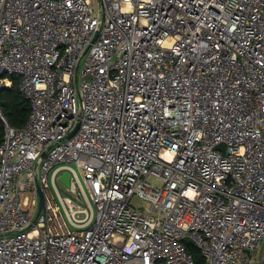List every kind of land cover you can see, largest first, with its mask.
Here are the masks:
<instances>
[{"label":"built area","instance_id":"built-area-1","mask_svg":"<svg viewBox=\"0 0 264 264\" xmlns=\"http://www.w3.org/2000/svg\"><path fill=\"white\" fill-rule=\"evenodd\" d=\"M13 76L0 264H264V0H0Z\"/></svg>","mask_w":264,"mask_h":264},{"label":"trees","instance_id":"trees-1","mask_svg":"<svg viewBox=\"0 0 264 264\" xmlns=\"http://www.w3.org/2000/svg\"><path fill=\"white\" fill-rule=\"evenodd\" d=\"M13 84L0 91V109L7 123L15 128L25 125L31 112L29 99L21 91L20 77H12ZM5 123L0 118V144L5 136ZM187 251L191 254L194 264H204L205 257L196 244L185 243Z\"/></svg>","mask_w":264,"mask_h":264},{"label":"rangeland","instance_id":"rangeland-1","mask_svg":"<svg viewBox=\"0 0 264 264\" xmlns=\"http://www.w3.org/2000/svg\"><path fill=\"white\" fill-rule=\"evenodd\" d=\"M71 166L74 167L77 170L80 179L83 181L84 180V178H83V175H84L83 170L81 168H78L75 164H71ZM51 185H52V188L54 190L55 188H54L53 184H51ZM57 186H58L59 191L62 194V196L70 197L76 202V204L80 205L81 207H86V208L90 209L88 201L86 200L85 197L81 198V197L77 196L74 192H72L68 188V186H66L64 183H62L60 181H57ZM132 204L134 206L140 207V208L141 207H146V208H150L151 207V204H150L149 201H147V200H145V199H143V198H141V197H139L137 195H135L132 198ZM72 228H74V227L72 226Z\"/></svg>","mask_w":264,"mask_h":264},{"label":"water","instance_id":"water-1","mask_svg":"<svg viewBox=\"0 0 264 264\" xmlns=\"http://www.w3.org/2000/svg\"><path fill=\"white\" fill-rule=\"evenodd\" d=\"M79 127V124L76 126V128L72 131L71 135L78 129ZM220 146H223L225 147L224 144L220 145ZM70 172L68 170L64 171V173L60 176L59 180L60 182L64 183L66 186H70L71 185V181H70ZM38 193L40 195V210L42 209V207L44 206V201H45V196H44V192L43 190L41 189V187L38 188ZM184 241L186 243H189V244H194V240L191 239L189 236H185L184 237Z\"/></svg>","mask_w":264,"mask_h":264}]
</instances>
